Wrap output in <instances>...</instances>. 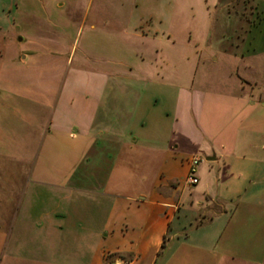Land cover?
Here are the masks:
<instances>
[{
  "label": "crops",
  "instance_id": "crops-1",
  "mask_svg": "<svg viewBox=\"0 0 264 264\" xmlns=\"http://www.w3.org/2000/svg\"><path fill=\"white\" fill-rule=\"evenodd\" d=\"M231 1H26L10 69L39 88L5 80L46 107L48 201L0 215V264H264V9L240 42Z\"/></svg>",
  "mask_w": 264,
  "mask_h": 264
},
{
  "label": "rangeland",
  "instance_id": "rangeland-1",
  "mask_svg": "<svg viewBox=\"0 0 264 264\" xmlns=\"http://www.w3.org/2000/svg\"><path fill=\"white\" fill-rule=\"evenodd\" d=\"M26 1L28 0H0V215L21 216L24 215L22 207L28 201L37 202L40 207L44 201H48L44 198L47 194L30 192L34 186L30 181V171L35 166L41 142L35 134L39 130V124L47 121L46 107L34 102L36 97L32 98L34 101L25 102V96L24 100L20 96L12 95L8 91L5 80V76L11 71L9 61L11 46L17 48L26 45L25 42L19 40L22 36L20 23L25 20L28 9L31 7ZM231 3L230 11L240 14L237 16L232 14L231 20L230 16L219 15L221 31L225 29L233 36V39L240 42L248 39L249 35V39H253L259 30L256 22H258L259 11L264 9V0H235ZM215 12L217 13L218 10ZM261 18L264 20L263 15ZM223 19L225 21H222ZM13 20L15 21L14 28L7 29L6 22ZM261 27L264 31V21ZM77 54H79L78 49ZM17 62L20 64L19 60ZM215 65L214 71L219 74V81H227V64L224 63L223 58ZM194 66V64L191 65L192 70ZM21 67L20 64L12 69L13 72H16L14 69H18L23 74L17 71L19 78L12 83L13 86L20 84L18 87L39 88L37 81L29 79L30 69ZM28 126L34 130V133H28ZM45 208L46 206L42 209Z\"/></svg>",
  "mask_w": 264,
  "mask_h": 264
},
{
  "label": "built area",
  "instance_id": "built-area-1",
  "mask_svg": "<svg viewBox=\"0 0 264 264\" xmlns=\"http://www.w3.org/2000/svg\"><path fill=\"white\" fill-rule=\"evenodd\" d=\"M200 162L198 157H193L190 161L189 171L186 178L188 184L194 185L198 183L199 179L197 176V166Z\"/></svg>",
  "mask_w": 264,
  "mask_h": 264
},
{
  "label": "water",
  "instance_id": "water-1",
  "mask_svg": "<svg viewBox=\"0 0 264 264\" xmlns=\"http://www.w3.org/2000/svg\"><path fill=\"white\" fill-rule=\"evenodd\" d=\"M211 158L213 159V157H209L208 159H211Z\"/></svg>",
  "mask_w": 264,
  "mask_h": 264
}]
</instances>
